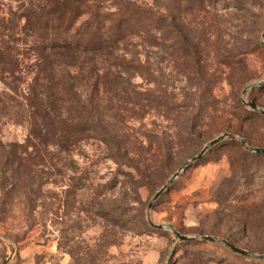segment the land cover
Wrapping results in <instances>:
<instances>
[{
  "label": "rangeland",
  "instance_id": "obj_1",
  "mask_svg": "<svg viewBox=\"0 0 264 264\" xmlns=\"http://www.w3.org/2000/svg\"><path fill=\"white\" fill-rule=\"evenodd\" d=\"M65 1L0 0V264H264L174 233L264 254V0Z\"/></svg>",
  "mask_w": 264,
  "mask_h": 264
},
{
  "label": "trees",
  "instance_id": "obj_2",
  "mask_svg": "<svg viewBox=\"0 0 264 264\" xmlns=\"http://www.w3.org/2000/svg\"><path fill=\"white\" fill-rule=\"evenodd\" d=\"M66 1H70V0H66ZM66 1L64 2V4L60 5H56L51 7L47 13L49 14V18L47 19V21L49 23H52V21H57V20H61V24L59 23H55V26L59 27V28H63V33L66 34L67 30L71 28L72 31H74L73 35H68V33L66 35H64L65 39H63L64 41L61 42L62 47H64V53H73L72 57L74 58V52L72 50L74 49H78V47H76V43H80V46H83L85 44V41L83 40L85 37L84 35H88L90 37H92V31H91V23H88V20H86L85 22L82 23V25H80L78 28L75 27V20H78L81 18V16L83 15V11H80V5L79 6H74L71 3H66ZM75 3H80V0H75ZM87 24V25H86ZM51 25V24H50ZM86 32V34H84ZM92 41V40H91ZM1 61V59H0ZM70 77L73 78V76L70 74ZM65 89L68 92H71V94L73 95V100L82 103L81 100V93L80 91H78V88L76 87V83L70 82V83H66L65 84ZM256 104V103H255ZM257 105V104H256ZM245 141H247L245 138H243ZM248 143V141H247ZM249 144V143H248ZM250 145V144H249ZM251 146V145H250ZM246 147V146H245ZM252 147V146H251ZM252 148H258V147H252ZM249 149V148H248ZM264 149V148H263ZM252 150V149H250ZM261 154V153H260ZM226 239V238H225ZM228 240V239H227ZM229 241V240H228ZM233 243V242H231ZM225 244V243H224ZM234 244V243H233ZM227 245V244H226ZM235 245V244H234ZM228 246V245H227ZM236 246V245H235ZM229 247V246H228ZM238 247V246H237ZM230 248V247H229ZM240 248V247H239ZM231 249V248H230ZM246 249V248H245ZM232 250V249H231ZM249 250V249H248ZM252 251V250H251ZM235 252V251H234ZM254 252V251H252ZM237 253V252H236ZM255 253V252H254ZM239 254V253H238ZM258 254V253H257ZM241 255V254H240ZM243 255V254H242ZM247 257H251L248 255H245ZM251 258H257V257H251ZM257 259H262V258H257ZM264 261V259H263Z\"/></svg>",
  "mask_w": 264,
  "mask_h": 264
},
{
  "label": "water",
  "instance_id": "obj_3",
  "mask_svg": "<svg viewBox=\"0 0 264 264\" xmlns=\"http://www.w3.org/2000/svg\"><path fill=\"white\" fill-rule=\"evenodd\" d=\"M261 42L264 45V29H263V32H262ZM262 84H264V80H261L259 83H255V84H252L250 86H247L245 88V90L243 91V94H245L249 89H253L256 86H261ZM243 102L246 103L247 105H249L252 109L257 110V111H260L261 113H264V108L262 109V108L258 107L254 102L247 101L246 99H243ZM231 136H232V134L225 133L222 136H218V137L213 138L212 140H210L208 142V144H206V146L196 156H194L192 159L186 161L183 165H181L179 167L178 171L174 174V176L172 177V179L167 184H165L158 191V193L156 194V196L154 197V199H156L159 195H161L167 189V187L178 177V175H179L178 173L180 171L184 170L185 168H187L188 166H190L192 163H194L195 161L199 160L206 153V151L208 150V148L210 146L216 144L223 137H231ZM239 141L242 142V144L245 145L247 148L252 149L253 151H255L257 153L264 154V149L263 148H252L247 143V141H245L243 138H239ZM151 204H152V202H150V204H149L150 205L149 209L152 206ZM149 223H150V225H152V226H154L156 228H166V227H168L167 225L156 224L151 218H149ZM174 233L179 237V239H182V240H189V239H198V240L201 239V240H206V241L220 240L223 243L227 244L233 251H235V252H237L239 254H243V255H248V256H251V257H257V258L264 259V254H257V253L252 252L251 250H248V249H245V248H242V247L239 248V247L235 246L233 243H231L230 241H228L227 239L221 238V237L216 236V235H211V236L210 235H204V236H188V235L179 233V232H177L175 230H174Z\"/></svg>",
  "mask_w": 264,
  "mask_h": 264
}]
</instances>
